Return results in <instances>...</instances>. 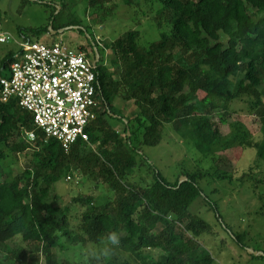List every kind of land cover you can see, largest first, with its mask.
I'll return each instance as SVG.
<instances>
[{
	"label": "trees",
	"instance_id": "trees-1",
	"mask_svg": "<svg viewBox=\"0 0 264 264\" xmlns=\"http://www.w3.org/2000/svg\"><path fill=\"white\" fill-rule=\"evenodd\" d=\"M110 1L89 0V5L102 11ZM126 3L160 32L157 40L143 42L141 31L132 29L106 45L103 51L110 50L118 73L105 66L93 39L101 57L96 76L102 111L87 128L89 143L78 142L67 152L41 131L31 143L26 133L34 130L32 115L16 100L0 99V264H76L60 255L71 247L102 245L112 231L120 235V245L90 264H213L198 241L211 226L190 212L203 195L195 176L171 184L155 170L150 185L131 183L139 158H145L138 146H158L162 127L170 124L209 156L225 138L214 116L226 123L232 103L248 98L263 123L262 137L256 140L236 124L233 138L256 153L249 172L264 162V0ZM17 54L0 61V76H8ZM89 57L95 60V53ZM118 102L135 106L132 117ZM110 119L124 125L123 136ZM233 146L229 142L225 150ZM18 155L27 160L25 166L15 167ZM71 171L103 182L114 194L104 203L93 196L75 200L88 207L77 232L69 207L56 205L53 195L54 184ZM206 173L233 177L219 168Z\"/></svg>",
	"mask_w": 264,
	"mask_h": 264
},
{
	"label": "rangeland",
	"instance_id": "rangeland-1",
	"mask_svg": "<svg viewBox=\"0 0 264 264\" xmlns=\"http://www.w3.org/2000/svg\"><path fill=\"white\" fill-rule=\"evenodd\" d=\"M61 7L64 11L60 14ZM137 8L128 6L126 0H111L102 11L90 7L89 0H0V26L17 41H62L81 52L80 46H89L91 39H94L100 46L101 53H104L105 66L118 73L119 70L112 66L113 56L110 50L103 51L106 45L132 29L141 31L143 42L158 39L160 31L149 26L153 22L136 12ZM63 29H67L65 33L53 34ZM18 51L19 46L15 41L0 43V61ZM117 106L126 116L132 117L135 110L132 103L118 102ZM229 112L224 124L220 123L219 115L214 116L213 119L219 123L225 138L206 157L192 142L176 133L172 125H164L162 140L158 146H138L145 158H139L141 166L134 170L130 182L150 185L155 170L171 184L180 182L187 175L195 176L203 195L191 206L190 212H195V215L211 226L212 232L202 234L198 241L211 254L213 264H264V259L250 253V250L264 252V162L249 172L250 167L256 166V153L238 147L233 138L234 125L241 124L249 135L259 140L262 137L263 123L250 110L248 98L233 102ZM108 122L123 136L124 125L121 122L114 119ZM229 142L234 146L225 150ZM91 147L98 150V145ZM26 161L18 155L14 161L15 167L25 166ZM218 168L220 172L233 173V177L220 179L206 173L207 170L214 172ZM245 171L247 172L244 173ZM53 195L58 197L56 205L69 207L74 232L79 231L82 217L88 210L86 204L76 203V199L93 196L104 203L114 196L103 182L89 180L75 171L66 174L63 172L62 178L54 184ZM18 244L27 250H33V247H28L21 239ZM89 247L93 245L89 243L84 248ZM80 248L81 246L68 248L60 256L79 264Z\"/></svg>",
	"mask_w": 264,
	"mask_h": 264
},
{
	"label": "built area",
	"instance_id": "built-area-1",
	"mask_svg": "<svg viewBox=\"0 0 264 264\" xmlns=\"http://www.w3.org/2000/svg\"><path fill=\"white\" fill-rule=\"evenodd\" d=\"M15 41L16 60L6 77L0 76L2 102L16 100L33 117L34 130L56 139L68 152L78 142L89 143L87 128L102 111L97 90L98 63L62 41L15 40L0 26V43ZM71 180V177L67 178Z\"/></svg>",
	"mask_w": 264,
	"mask_h": 264
},
{
	"label": "clouds",
	"instance_id": "clouds-1",
	"mask_svg": "<svg viewBox=\"0 0 264 264\" xmlns=\"http://www.w3.org/2000/svg\"><path fill=\"white\" fill-rule=\"evenodd\" d=\"M99 58L101 59L100 54ZM119 245L120 235L116 231H112L107 235L106 241L102 245L89 248L81 247L79 250V264H90V261L93 259H107Z\"/></svg>",
	"mask_w": 264,
	"mask_h": 264
},
{
	"label": "flooded vegetation",
	"instance_id": "flooded-vegetation-1",
	"mask_svg": "<svg viewBox=\"0 0 264 264\" xmlns=\"http://www.w3.org/2000/svg\"><path fill=\"white\" fill-rule=\"evenodd\" d=\"M82 48V51L87 55V56H92V54L98 53V48L96 47V43L93 41V39H91V43L89 46H80ZM97 50V51H96ZM100 59V58H99Z\"/></svg>",
	"mask_w": 264,
	"mask_h": 264
},
{
	"label": "water",
	"instance_id": "water-1",
	"mask_svg": "<svg viewBox=\"0 0 264 264\" xmlns=\"http://www.w3.org/2000/svg\"><path fill=\"white\" fill-rule=\"evenodd\" d=\"M72 28H75V27H70V29H72ZM51 30V29H50ZM66 30L67 29H63V30H60L59 32H52L53 34H55V35H57V34H63V33H65L66 32ZM97 51V50H96ZM98 61H99V54L97 53L96 54V60H95V63L97 64L98 63ZM116 118H118L117 116H115ZM187 180V178H182L181 180H180V184H182L183 182H185ZM250 253L252 254V255H255V256H263L264 257V253L263 252H260V253H258V252H254V251H252V250H250Z\"/></svg>",
	"mask_w": 264,
	"mask_h": 264
}]
</instances>
